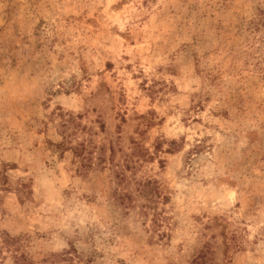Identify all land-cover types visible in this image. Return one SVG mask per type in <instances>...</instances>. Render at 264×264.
I'll return each instance as SVG.
<instances>
[{"label":"rangeland","instance_id":"374dc122","mask_svg":"<svg viewBox=\"0 0 264 264\" xmlns=\"http://www.w3.org/2000/svg\"><path fill=\"white\" fill-rule=\"evenodd\" d=\"M0 253L264 264V0H0Z\"/></svg>","mask_w":264,"mask_h":264},{"label":"trees","instance_id":"16d2710c","mask_svg":"<svg viewBox=\"0 0 264 264\" xmlns=\"http://www.w3.org/2000/svg\"><path fill=\"white\" fill-rule=\"evenodd\" d=\"M6 242H8V239L7 238L3 239V243H6ZM54 256H56V257H62L63 256L64 257L63 254H56V255H53V257ZM1 260L2 259L0 258V264H1ZM14 262L17 263V264H27V260H26L25 256L21 255V254L14 257Z\"/></svg>","mask_w":264,"mask_h":264}]
</instances>
